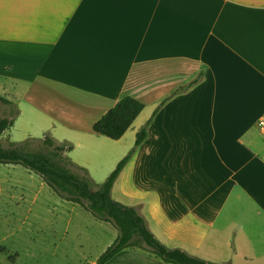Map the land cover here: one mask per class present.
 Returning <instances> with one entry per match:
<instances>
[{
    "label": "crops",
    "instance_id": "0c3cea01",
    "mask_svg": "<svg viewBox=\"0 0 264 264\" xmlns=\"http://www.w3.org/2000/svg\"><path fill=\"white\" fill-rule=\"evenodd\" d=\"M200 74L156 113L112 192L168 248L264 264V0H0V96L44 117L43 137L101 136L92 125L119 99L144 104L113 166ZM105 264L166 263L124 249Z\"/></svg>",
    "mask_w": 264,
    "mask_h": 264
},
{
    "label": "rangeland",
    "instance_id": "374dc122",
    "mask_svg": "<svg viewBox=\"0 0 264 264\" xmlns=\"http://www.w3.org/2000/svg\"><path fill=\"white\" fill-rule=\"evenodd\" d=\"M19 108L21 114L0 138L2 147L41 139L49 128V122L36 117L24 101ZM69 133L72 150L66 155L87 172L96 190L116 166L111 165L116 142ZM128 141L120 142L127 152L133 147ZM122 187L127 195V173ZM111 197L127 205L119 187L111 190ZM117 236L112 223L59 197L38 174L21 165L0 163V264H94Z\"/></svg>",
    "mask_w": 264,
    "mask_h": 264
},
{
    "label": "trees",
    "instance_id": "16d2710c",
    "mask_svg": "<svg viewBox=\"0 0 264 264\" xmlns=\"http://www.w3.org/2000/svg\"><path fill=\"white\" fill-rule=\"evenodd\" d=\"M202 74L180 86L165 97L136 134L133 147L118 161L102 184L92 190L87 172L72 163L66 152L72 150L67 142H58L49 135L8 147L0 145V163L21 165L38 174L59 197L81 205L96 219L110 222L118 230L114 242L106 248L94 264H105L124 249H141L166 264H212L188 254L180 248L161 244L148 227L147 220L136 206L112 199L111 190L137 146L147 137L149 125L156 113L174 96L198 83ZM144 104L125 96L92 125V131L111 140L120 139L143 110ZM19 111L14 103L0 96V138L9 130ZM36 145L35 147H33ZM219 264H230L225 261Z\"/></svg>",
    "mask_w": 264,
    "mask_h": 264
},
{
    "label": "built area",
    "instance_id": "2783aa9c",
    "mask_svg": "<svg viewBox=\"0 0 264 264\" xmlns=\"http://www.w3.org/2000/svg\"><path fill=\"white\" fill-rule=\"evenodd\" d=\"M257 125L260 129V131L263 133L264 135V120L263 119H259V121L257 122Z\"/></svg>",
    "mask_w": 264,
    "mask_h": 264
}]
</instances>
